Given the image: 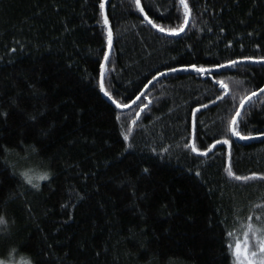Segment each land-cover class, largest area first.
<instances>
[{"label":"trees","instance_id":"trees-1","mask_svg":"<svg viewBox=\"0 0 264 264\" xmlns=\"http://www.w3.org/2000/svg\"><path fill=\"white\" fill-rule=\"evenodd\" d=\"M101 2L0 0V259L234 264L228 244L249 216L257 227L264 218V94L241 110L252 139L226 131L239 100L264 86V0H185L190 22L177 37L149 27L133 0H107L103 84L119 103L172 67L242 61L157 78L126 111L100 90ZM140 4L165 33L185 25L179 0ZM224 138L231 147L207 156L185 147L207 151ZM229 167L257 179L236 181ZM49 170L48 180L34 179L39 190L21 175Z\"/></svg>","mask_w":264,"mask_h":264},{"label":"snow or ice","instance_id":"snow-or-ice-1","mask_svg":"<svg viewBox=\"0 0 264 264\" xmlns=\"http://www.w3.org/2000/svg\"><path fill=\"white\" fill-rule=\"evenodd\" d=\"M133 2L139 8L140 0H133ZM179 2H180V4L183 5L185 10L188 9V4L185 2V0H179ZM99 7L101 10H103L105 8V4L103 2H101ZM140 11H143V9L141 8ZM145 19L147 20V23L150 24L153 28H158V30L162 33L165 32V29L163 27H159L158 25L153 23L152 20L147 19V17H145ZM104 23L106 25L108 24V20H107L106 16L104 18ZM185 23H187V20H185ZM179 31H183V28H181L179 30L172 29L169 31L168 34L178 35ZM112 41H113V35H112L111 30H109V32H108V48L109 49H111V47H112ZM108 59H109V55L107 52H105L104 53V60L108 61ZM261 59H264V57H262ZM236 64H237V61H230L228 65L220 64V65H217V67L218 68H224L227 66H234ZM179 70L193 71L197 74L212 71V69H206L204 67H197L195 64H192L190 66V68L186 67V68H182V69H177L175 67H172L169 69L170 72H176ZM104 72H105V65L101 64L100 65V76L101 77L104 76ZM161 75H164V73H161ZM218 83H220L222 88L225 87V85L223 84L222 81H220ZM100 90L102 92H104V95L111 100V102L115 105V107L117 109H125V108L130 107L129 104H126V103L122 104V103H119L116 100L112 99V97L109 96L106 91H104V84L103 83L100 84ZM259 93L264 94V88L259 89ZM257 95H258V93L254 91L250 95H246L239 100V106H238V108H236L234 115H232V117H231V119L227 125V129H226L227 133H230L232 137H236V138H239L241 140L251 138L250 135L242 134V131L240 130V123L242 122V111L241 110L245 109L246 105H250L253 97H256ZM137 99H139V97H137ZM132 103L135 104L136 101L133 100ZM147 107H148V105H144L141 108V111H144L145 108H147ZM204 107H207V105H204ZM197 111H199V109H197ZM0 115L6 116L7 114L6 113H0ZM136 115H137V118H139L140 114L137 113ZM238 118H241V119L238 120ZM116 119L119 120L120 117L117 116ZM136 123H137V120L132 121L133 125H135ZM193 127H195V124H193ZM123 138L125 141H128L129 135H125ZM219 144L228 145L229 148L231 147V141L229 138L217 139L216 143L214 145H212V147L209 148L207 151H199L198 152L197 147L194 143L191 145L186 143L185 147H190L191 151L193 153H197V155H199V156H207L209 154V152H211L212 149H214L216 147V145H219ZM33 151H35V150L33 149ZM145 171H147V169H145ZM21 175L23 176L25 182L28 185H31L32 188L37 189V190H39L40 185L38 183H34V179L44 180V181L48 180V173L47 172H45L42 175H39L38 177H34L33 175H30L29 171L22 172ZM196 175L199 176L200 173L197 172ZM228 176L234 177V179L236 181H249V180L257 179V176L255 174H253L252 176L236 175L233 172L231 167L228 168ZM259 179L264 180V176L259 177ZM253 219L254 218L252 216H249L247 218L248 223L243 225L242 237L238 236L235 238L234 244H228V248L231 249L232 256L234 258V264H264V218L259 217V216L255 217V220L262 225L261 227H257L253 223ZM4 224H6V222L4 220V216H0V225H4ZM228 236L232 237L233 233L229 232ZM0 264H3V262L0 261Z\"/></svg>","mask_w":264,"mask_h":264},{"label":"water","instance_id":"water-1","mask_svg":"<svg viewBox=\"0 0 264 264\" xmlns=\"http://www.w3.org/2000/svg\"><path fill=\"white\" fill-rule=\"evenodd\" d=\"M103 3L105 4V8L102 10V12H103V18H105V16H106L105 10H106V3H107V0H104ZM141 8H142V7H141V4H140V5H139V11H140ZM186 12H187V23H185V25L182 27V28H183V31H179V34H178V35H170V34L165 33V32H163V34H165V35H167V36H170V37H177V36L182 35V34L184 33V31L186 30V28L188 27L189 22H190V12H189V9H187ZM140 14H141V16L143 17V19L145 20V22L147 23V20L145 19L146 16H145L144 12H143V11H140ZM147 19H148V18H147ZM147 24H148V23H147ZM105 25H106V24H105ZM148 26L151 27V28H153L150 24H148ZM106 28H107V30H108V32H109L110 28H109V25H108V24L106 25ZM153 29H156V28H153ZM112 43H113V41H112ZM111 48H112V47H111ZM110 50H111V49H109L108 46H107L106 52L108 53V55H109V53H110ZM262 62H263V61H262ZM239 63H242V61H237V64H239ZM101 64L106 65V61L104 60V58H103ZM228 64H229V63H227V64H225V65H228ZM237 64H236V65H237ZM228 67H231V66H227V67H224V68H218V67H217V68H213L211 72H205V73H200V74H211V73H213V72H217V71H220V70L225 69V68H228ZM181 69H182V68H181ZM173 73H195V72H193V71H183V70H179V71H176V72H170V71H168V72H165L164 75H159V76H157L156 78L161 77V76H165V75H169V74H173ZM196 74H197V73H196ZM156 78H154L151 82H149V84H148V85L143 89V91L137 96V97H139V99L143 96V94L145 93V91L147 90V88L149 87V85H150L154 80H156ZM101 83H103V77L100 76V84H101ZM262 88H264V86H263ZM256 92L258 93V95L261 94V93H259V90L256 91ZM101 94H102V95H103V96H104L109 102H111V100H110L108 97H106V96L104 95V92L101 91ZM258 95H257V96H258ZM137 97L134 99L136 102L138 101ZM253 98H254V97H253ZM111 103H112V102H111ZM129 105H130L129 108H131L134 104H133L132 102H130ZM129 108L118 109V110H119V111H126V110H128ZM261 137H264V136H261ZM234 138L237 139V140H241V139L236 138V137H234ZM255 138H256V137H255ZM250 139H252V138H250ZM245 140H249V139H245Z\"/></svg>","mask_w":264,"mask_h":264},{"label":"clouds","instance_id":"clouds-1","mask_svg":"<svg viewBox=\"0 0 264 264\" xmlns=\"http://www.w3.org/2000/svg\"><path fill=\"white\" fill-rule=\"evenodd\" d=\"M33 149L35 151H33ZM31 151L33 153H36V152H38V149L35 146H33L32 149H31ZM47 173H48V179H49L50 176H51V171L49 170ZM4 220H5V218H4ZM5 222H6V220H5ZM17 251H18V249L15 248V247H13L10 250V252L8 253V256L11 257L12 254L13 253H16ZM0 261H2L3 264H13V260L10 259V258H8V259H0ZM23 264H35V261H34V259L32 258V256L30 254H23Z\"/></svg>","mask_w":264,"mask_h":264},{"label":"rangeland","instance_id":"rangeland-1","mask_svg":"<svg viewBox=\"0 0 264 264\" xmlns=\"http://www.w3.org/2000/svg\"><path fill=\"white\" fill-rule=\"evenodd\" d=\"M155 78H156V77H155ZM153 79H154V78H153ZM153 79H152V80H153ZM31 166H32V165H31ZM34 168H37V166H34ZM34 168H33V166H32V169H33V170H35ZM40 175H42V173H41ZM36 176H39V175H36ZM38 181H39V180H38ZM13 264H23V261L13 262Z\"/></svg>","mask_w":264,"mask_h":264},{"label":"bare ground","instance_id":"bare-ground-1","mask_svg":"<svg viewBox=\"0 0 264 264\" xmlns=\"http://www.w3.org/2000/svg\"><path fill=\"white\" fill-rule=\"evenodd\" d=\"M157 77V76H156ZM162 77V76H161ZM158 78H160V77H158ZM157 79V78H156ZM152 81V80H151Z\"/></svg>","mask_w":264,"mask_h":264}]
</instances>
